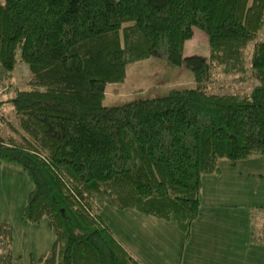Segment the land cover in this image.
Listing matches in <instances>:
<instances>
[{"label": "trees", "instance_id": "trees-1", "mask_svg": "<svg viewBox=\"0 0 264 264\" xmlns=\"http://www.w3.org/2000/svg\"><path fill=\"white\" fill-rule=\"evenodd\" d=\"M194 26L210 57L185 55ZM32 75L9 100L24 141L0 135V163L33 182L23 216L56 234L37 264H143L117 241L105 204L134 207L189 230L201 213L202 174L221 157L264 153V0H0V65ZM162 55L196 86L104 104L129 63ZM221 69L250 88L212 91ZM0 101V109L3 107ZM0 222V264H21Z\"/></svg>", "mask_w": 264, "mask_h": 264}, {"label": "rangeland", "instance_id": "rangeland-1", "mask_svg": "<svg viewBox=\"0 0 264 264\" xmlns=\"http://www.w3.org/2000/svg\"><path fill=\"white\" fill-rule=\"evenodd\" d=\"M192 53L210 57L208 33L199 26H194L185 42L184 54ZM18 59L13 71L0 65V99L15 93L9 90L16 86H29L31 68L19 55ZM255 82L252 75L239 80L238 74L217 68L206 87L224 92L250 88ZM196 85L190 69L152 55L129 63L123 81L109 82L103 103L117 104L163 94L172 87ZM0 135L18 142L27 135L10 105L0 109ZM32 188L22 166L0 163V222L12 225V247L21 256V264H37L56 238L46 215L37 222L23 216ZM101 214L117 241L143 264H264V153L221 157L219 169L202 174L201 213L188 231L175 220L134 207L105 204Z\"/></svg>", "mask_w": 264, "mask_h": 264}, {"label": "crops", "instance_id": "crops-1", "mask_svg": "<svg viewBox=\"0 0 264 264\" xmlns=\"http://www.w3.org/2000/svg\"><path fill=\"white\" fill-rule=\"evenodd\" d=\"M8 95H9V97H5V98L0 99V100H3V101H5V100H9V99H11V98L14 96V93H10V94H8ZM8 95H7V96H8ZM7 105L12 106L11 102L6 101V102H4L3 107H5V106H7Z\"/></svg>", "mask_w": 264, "mask_h": 264}, {"label": "built area", "instance_id": "built-area-1", "mask_svg": "<svg viewBox=\"0 0 264 264\" xmlns=\"http://www.w3.org/2000/svg\"><path fill=\"white\" fill-rule=\"evenodd\" d=\"M9 100H10V99H9ZM9 100H5V101L1 100V101L4 103V102H6V101L10 102Z\"/></svg>", "mask_w": 264, "mask_h": 264}]
</instances>
